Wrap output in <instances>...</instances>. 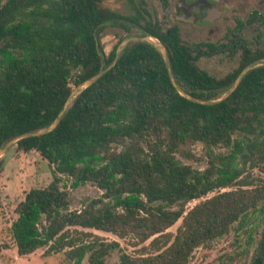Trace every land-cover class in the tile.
Returning <instances> with one entry per match:
<instances>
[{
    "label": "trees",
    "instance_id": "1",
    "mask_svg": "<svg viewBox=\"0 0 264 264\" xmlns=\"http://www.w3.org/2000/svg\"><path fill=\"white\" fill-rule=\"evenodd\" d=\"M126 2L129 15L102 0H0V149L46 129L73 88L112 63L124 38L105 54L106 25L124 33L134 26L156 39L175 83L198 100L219 98L250 68L225 100L201 105L178 94L153 46L128 43L52 131L15 143L46 161L51 181L17 204L11 246L20 257L41 248L61 253L66 264H104L114 251L118 264H187L196 249L234 230L245 251L252 248L247 264H264V50L240 36V23L225 42H183L177 26L162 28L142 5ZM248 22L264 25V14L251 12ZM218 54H238L237 67L221 78L196 64ZM192 144L202 146L201 170L180 159ZM64 179L71 189L91 183L101 194L72 210ZM88 230L140 249L131 255ZM7 248L0 244V255Z\"/></svg>",
    "mask_w": 264,
    "mask_h": 264
},
{
    "label": "rangeland",
    "instance_id": "2",
    "mask_svg": "<svg viewBox=\"0 0 264 264\" xmlns=\"http://www.w3.org/2000/svg\"><path fill=\"white\" fill-rule=\"evenodd\" d=\"M142 5L146 12L156 20L162 28L177 26L179 35L186 43H222L229 29L237 23L242 25L240 36L245 39L252 48L264 50V25L249 23L251 12L257 11L264 14V0H220L216 7L214 18L202 27L182 24L175 18V9L179 0H134ZM102 6L110 10L129 15L130 9L126 0H102ZM142 32L137 27L131 26L128 33L114 25H106L100 34V44L105 54L118 43L120 38L141 36ZM197 66L209 75L221 78L233 71L238 65V54L228 57L226 54H218L213 57L200 58ZM190 152L187 158L180 157L184 163L197 169H203L206 158L200 144H192L185 147ZM0 244L7 243L9 248L3 249L0 255V264H66L61 253L45 255V248L36 250L26 256H18L11 246L9 227L16 218L15 209L22 201L24 194L32 188H44L51 181V171L37 153H23L15 144L10 145L0 156ZM256 175L257 172H254ZM66 185L70 209H80L87 199L99 197L101 191L91 183L69 188V181L64 179L60 185ZM207 195V197L212 196ZM198 201L188 203L191 208ZM181 220L177 221L167 231L175 233ZM108 241H117L120 247L127 253L136 256L140 246H135L129 239L121 240L110 233L88 230ZM245 238L241 234L230 230L224 237L215 241L209 248L196 249L187 264H247L250 253L245 251ZM148 241L144 243L147 245ZM81 264H87L86 258ZM104 264H118V252L114 251L105 259Z\"/></svg>",
    "mask_w": 264,
    "mask_h": 264
},
{
    "label": "water",
    "instance_id": "3",
    "mask_svg": "<svg viewBox=\"0 0 264 264\" xmlns=\"http://www.w3.org/2000/svg\"><path fill=\"white\" fill-rule=\"evenodd\" d=\"M137 41H141V42H146L148 44H150L151 46H153L162 56L163 61L165 63V67L168 73V77L169 80L172 84V86L174 87V89L178 92V94L180 96H182L183 98H185L188 101L191 102H195L201 105H212V104H216V103H220L223 100H225L232 92L233 90L236 88V86L238 85L241 77L249 70L250 66L245 67L237 76V78L235 79V81L233 82V84L231 85V87L225 92L223 93L219 98L215 99V100H211V101H203V100H198L192 96H190L189 94H187L186 92H184L174 81L172 74H171V70H170V66L168 63V56H167V52L166 50L159 44V42L156 39H153L152 37L149 36H137V37H130V38H125L122 41L119 42V44L116 47V51H115V57L112 61V63L105 68L104 70L98 72L96 75L92 76L91 78L83 81L82 83H80L79 85L75 86L73 88V90L71 91L68 99L66 100L62 110L60 111V113L58 114L57 118L44 130H40L38 132H34V133H27V134H23L20 135L18 137L13 138L12 140H10L9 142H7L1 149H0V156H2L5 152V150L12 144H15L18 140L25 138V137H29V136H39V135H43L46 134L50 131H52L58 124L61 116L63 115L65 109L69 106L71 100L75 97V95H77L80 91H82L83 89H85L86 87H88L89 85H91L95 80H97L102 74L106 73L109 69H111L115 63H116V59L119 55V53L121 52V50L130 42H137Z\"/></svg>",
    "mask_w": 264,
    "mask_h": 264
},
{
    "label": "flooded vegetation",
    "instance_id": "4",
    "mask_svg": "<svg viewBox=\"0 0 264 264\" xmlns=\"http://www.w3.org/2000/svg\"><path fill=\"white\" fill-rule=\"evenodd\" d=\"M220 0H179L174 11L182 24L202 27L214 18Z\"/></svg>",
    "mask_w": 264,
    "mask_h": 264
}]
</instances>
